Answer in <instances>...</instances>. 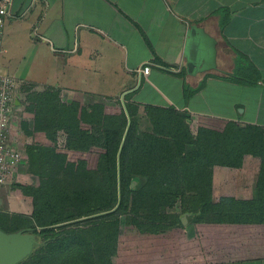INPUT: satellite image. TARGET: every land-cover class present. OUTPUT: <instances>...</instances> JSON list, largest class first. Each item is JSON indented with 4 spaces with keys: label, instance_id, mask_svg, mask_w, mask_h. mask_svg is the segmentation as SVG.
I'll list each match as a JSON object with an SVG mask.
<instances>
[{
    "label": "trees",
    "instance_id": "trees-1",
    "mask_svg": "<svg viewBox=\"0 0 264 264\" xmlns=\"http://www.w3.org/2000/svg\"><path fill=\"white\" fill-rule=\"evenodd\" d=\"M118 103V108L76 99L57 103L45 92L28 108L35 111V125L31 130L28 122L21 124L33 138L24 168L34 181L14 182L12 188L31 196L33 209L29 215L0 211L1 229H27L37 236L31 254L18 264L264 259V129L201 118L193 136L190 118L174 106H149L152 131L140 133L138 106L128 96ZM57 129L70 134L65 147L56 142ZM245 154L262 159L256 205L233 197L214 203L213 166L240 167ZM177 202L196 225L192 239L183 232L181 217L170 222L165 213Z\"/></svg>",
    "mask_w": 264,
    "mask_h": 264
},
{
    "label": "crops",
    "instance_id": "crops-1",
    "mask_svg": "<svg viewBox=\"0 0 264 264\" xmlns=\"http://www.w3.org/2000/svg\"><path fill=\"white\" fill-rule=\"evenodd\" d=\"M13 2L15 17L4 28L5 41L32 35L50 68L43 84L60 89L62 96L83 93L122 101L128 96L144 110L174 106L196 124L215 117L243 126L264 125V0ZM193 42L199 52L189 71ZM246 63L257 76L240 81L228 77L236 72L249 75ZM1 64L8 69L5 60ZM147 65L148 74L142 71ZM52 77L60 84H50ZM249 81L260 87L252 89ZM216 89L229 104L213 103L220 93ZM258 262L264 259L243 264Z\"/></svg>",
    "mask_w": 264,
    "mask_h": 264
},
{
    "label": "rangeland",
    "instance_id": "rangeland-1",
    "mask_svg": "<svg viewBox=\"0 0 264 264\" xmlns=\"http://www.w3.org/2000/svg\"><path fill=\"white\" fill-rule=\"evenodd\" d=\"M12 20L13 19H9L7 23ZM16 23L17 22L11 23L6 28V31ZM21 36L22 37L19 36L16 37V39L14 40H9V41H5V36L3 37L4 47L8 48V52H5L3 54L1 62L3 61L4 63L5 60L8 69L7 68L5 69L4 64H1V67L7 70V71L5 70L3 71V69H1V71L3 74H7L9 77H11L12 80L15 82V87H13L12 90V96L15 97L16 101L18 99L20 101V104L16 103L19 107L15 109L16 111L14 112V116L16 117V122L19 124L18 138H19V143L22 145L21 148L24 151V156H25L24 159L26 164L28 160L26 147L33 142V138L29 135L28 136L25 135L21 124L22 122H28L29 128L31 130L33 129L35 125V111H30L28 110V108L33 105V102L37 100L39 95L45 92H50L53 94L54 101H56L57 103H61V102L71 103L74 99H76V100H81L84 104L99 102V103L107 104L112 108L113 107L118 108L119 103H118V98L117 99L98 98L92 95L87 96L84 95L83 93H75L72 96L66 97V96H62V92L60 89L55 87L45 86L43 82H45V79L49 80L50 74L47 76L48 74L47 71H50V68L46 67L44 63L45 62L44 51H41L40 48L34 45V41H32L33 39L32 35L31 37L30 36L28 37L26 35H21ZM208 62L211 63L212 58ZM244 70L248 71L247 73L249 75L236 72L235 75L229 73L228 77L233 76L234 78L240 81L241 79H249V80L253 79L250 76H257L256 73H254V70L251 68L250 64L246 63V66H244ZM9 71L11 74L13 73V75L16 74L15 76L17 77L20 76L25 79L30 78L32 80H36L39 84H33L32 82L25 81L23 79L18 80L17 77L9 74ZM51 73H53V71ZM52 78L53 79L51 80L50 84L52 85H57V83L60 84V82H58L60 80L55 79V77ZM248 84L252 87V89H255V86H259L257 82L249 81ZM242 89H244V87H242ZM216 91L220 93L217 95H214L216 93H213V95L216 97L213 100V103L222 102L221 105H227L230 103V99L227 98L225 94H222L220 90L216 89ZM223 97L226 98L221 99ZM255 103L256 102L254 101V99L251 98V106L253 109H255L256 107ZM57 106L59 108L61 107L60 104H57ZM240 109L241 108H239L238 110L241 113ZM136 112L138 113L136 114L137 115L136 117H138V120L136 121L137 122L136 126L139 132L142 133L146 131H152V123L149 120L147 112L139 107H137ZM187 118L190 117L187 116ZM208 118H211V120L220 119L215 117H208ZM200 120L201 119H199V121ZM220 120H224V119H220ZM16 122L14 125H17ZM188 123L191 133L193 134V136H196L198 132L199 122L198 124H196V122L193 123L192 119L190 118ZM261 128L264 129V125H262ZM69 137L70 134L67 131L63 129L56 130V142L58 146L65 147ZM261 161L262 159L258 155L245 154L243 156V161L240 167L234 168V167H225L223 165H214L212 168V180L210 184L211 197L213 199V202L217 203L223 197H233L238 201H252L253 204L256 205V201L259 197L257 184L259 179L258 175L260 174L262 168ZM26 167L25 168L24 166H22L21 168L19 167L20 172L18 169L14 171L12 184L14 182H21V184L33 183L34 177L30 176L26 172ZM9 183L11 182H8L7 185L5 184L0 186V211H4L10 214H18V213L24 215L31 214L33 209L32 197L29 195H25L18 190H15L14 188H12V184ZM184 211L185 210L181 206L180 202H177L173 207H167L165 209V213L169 215L170 222L174 221L175 218H177V216L182 217L183 215H185L186 212ZM189 217L190 215L188 216V219ZM183 226H184L183 232L185 233L186 237L188 239H192L195 236V228H196L195 223L193 221L188 220L187 223ZM119 228H120V234H124V232L126 231L125 215L121 216ZM243 262H239V263L243 264ZM237 263L238 262L218 263V264H237ZM255 264H261V263L258 262ZM262 264H264V262Z\"/></svg>",
    "mask_w": 264,
    "mask_h": 264
},
{
    "label": "built area",
    "instance_id": "built-area-1",
    "mask_svg": "<svg viewBox=\"0 0 264 264\" xmlns=\"http://www.w3.org/2000/svg\"><path fill=\"white\" fill-rule=\"evenodd\" d=\"M13 4V0H0V186L7 185L8 182L12 184L14 171L25 164L24 151L18 138L19 124L14 116L15 109L19 107L12 96L15 82L1 71V59L6 51L4 27L9 19L15 17ZM150 69L151 66L147 65L142 71L148 74ZM15 122L17 125H14Z\"/></svg>",
    "mask_w": 264,
    "mask_h": 264
},
{
    "label": "water",
    "instance_id": "water-1",
    "mask_svg": "<svg viewBox=\"0 0 264 264\" xmlns=\"http://www.w3.org/2000/svg\"><path fill=\"white\" fill-rule=\"evenodd\" d=\"M198 52V43L193 42L190 49V62L188 63L189 71H192L195 68ZM16 103L20 104V101L17 99ZM130 123L131 121L129 118L127 131L129 129ZM136 182V180L133 181V187L135 186ZM188 216V213H185V215L181 217L184 225L188 221ZM36 242L37 236L27 229H21L15 232H6L0 228V264H18L31 254Z\"/></svg>",
    "mask_w": 264,
    "mask_h": 264
}]
</instances>
